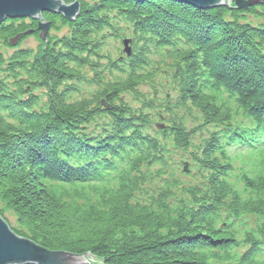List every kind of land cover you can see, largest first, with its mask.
Masks as SVG:
<instances>
[{
  "label": "trees",
  "instance_id": "16d2710c",
  "mask_svg": "<svg viewBox=\"0 0 264 264\" xmlns=\"http://www.w3.org/2000/svg\"><path fill=\"white\" fill-rule=\"evenodd\" d=\"M61 1L80 2L79 16L43 20L70 36L8 60L0 51V203L14 231L87 264H264V161L235 175L228 152L264 137V29L238 25L264 6ZM116 20L134 53L107 68L100 50L106 33L121 38ZM15 24L0 27L5 46L30 29ZM84 69L89 98L66 86Z\"/></svg>",
  "mask_w": 264,
  "mask_h": 264
},
{
  "label": "water",
  "instance_id": "95a60500",
  "mask_svg": "<svg viewBox=\"0 0 264 264\" xmlns=\"http://www.w3.org/2000/svg\"><path fill=\"white\" fill-rule=\"evenodd\" d=\"M132 2H145L147 0H127ZM172 1L183 5L192 6L198 10H212L219 7H230L233 0H156ZM239 9H248L252 3L245 0H236ZM81 5L76 2L67 7L61 0H0V26L8 20L26 19L37 20L41 37L45 40L50 24L43 20L44 12H53L62 15L68 21H74L79 15ZM75 16V17H74ZM38 29V30H39ZM28 30L10 41L15 45L19 38L26 34H33ZM130 42H125L126 53L130 56ZM90 256H75L64 252H51L28 238L19 236L10 224L0 215V264H87Z\"/></svg>",
  "mask_w": 264,
  "mask_h": 264
},
{
  "label": "rangeland",
  "instance_id": "374dc122",
  "mask_svg": "<svg viewBox=\"0 0 264 264\" xmlns=\"http://www.w3.org/2000/svg\"><path fill=\"white\" fill-rule=\"evenodd\" d=\"M147 1H149V0H147ZM235 1L236 0H233L230 7H226V8L236 10V11H240V12L241 11L248 12V11H250V9L255 7L256 10L258 11V13H262L263 9L260 7L257 8L256 6H264V0H245L247 2L252 3V5L248 9H239L236 6ZM82 2L85 3L86 5L87 4L90 5L94 1L93 0H82ZM174 3H176V2H174ZM72 5H74V4L73 3L70 5L66 4L67 7H71ZM203 11H209V10H203ZM79 12H81V9H79ZM242 18H243V23L238 24L241 27L253 26V28L257 29V30L259 28L264 29V18H257L256 16H252L250 14H246L245 16H242ZM227 20L231 21L230 18H227ZM32 21L36 22L37 20H32L30 18L16 19V20H10V21L8 20L4 24H6L8 22H15L16 23L15 26H16V28H18V26L21 27L20 25L23 22L24 25L26 26L25 28H28V29L30 28L29 30H31ZM116 21H117V25H118L117 26L118 30L124 31V32H122L121 38L120 37L115 38V37H113V35H109V37H108L107 33H106L105 34L106 40L103 41V44L101 45V50H100L101 60L100 59L99 60L101 61L103 66H105L107 68L109 67V65L112 61L117 62L120 59H124V58L126 59V57L129 58L134 53V49H133L134 44H132V42L129 43V45H128V48L131 49V55L130 56L126 53L127 47L124 45L125 42L131 41V35H132L131 32L132 31L129 30L128 28H126L129 26L125 22H123L121 20H116ZM4 24H2L0 27H2ZM38 29H39V25H38ZM70 30H71L70 27L68 25H65L61 21H57L54 25V28H52V26L50 25V28H49L48 32L46 33V40L49 42L48 46L53 45L52 41H54V39L59 40V39H62L64 37L70 36L71 35ZM38 31L40 32V35H41L42 29H39ZM96 37H98L97 39L100 41L102 34L100 36H96ZM43 43H45V40H43V42H41L36 37V35H34V33L33 34H26V35L21 36L15 45L10 44V46H5L2 42H0V51L2 54H4L6 60H8V58L10 56H12L14 53H16L17 51L22 50V49H26V50L28 49V50H32V51L36 52ZM13 46H15V47H13ZM157 58H159V57H157L156 55L151 57V59L153 61L156 60ZM102 70L104 71L103 68H102ZM79 72L81 75L80 78H78L75 81L68 82L66 84V86L68 88V91H71L73 88H76V89L78 88L80 90V92H82L84 94V96L82 98H89L90 94L92 95L97 89L88 84L89 78L83 80V77H87L88 75H90L89 70L84 69V70H80ZM69 97L71 100H79L81 98L77 94L70 95ZM126 100L130 103L132 102L130 97H127ZM220 100H222V96L220 97ZM131 105L133 107L137 106L134 103H132ZM107 119H108L107 117H103V119L97 118V122L99 124H101L104 121H106ZM98 123H94V124H92V126H88V131L85 133L88 137L92 138L93 134H99L100 133L99 128L96 129V127H97L96 124H98ZM209 131H212V129H209ZM204 133L205 134L202 135V137L197 135V138L198 139H201V138L207 139V137L209 136V132H204ZM177 154H179V153H177ZM0 211L3 212V216H4L3 218L10 224L11 228L13 230L17 229L19 225L17 223V219L15 218L13 212L7 210L1 203H0ZM19 236H21V235H19ZM21 237H23V236H21ZM29 240H31V239H29Z\"/></svg>",
  "mask_w": 264,
  "mask_h": 264
},
{
  "label": "bare ground",
  "instance_id": "6f19581e",
  "mask_svg": "<svg viewBox=\"0 0 264 264\" xmlns=\"http://www.w3.org/2000/svg\"><path fill=\"white\" fill-rule=\"evenodd\" d=\"M10 21V20H9ZM41 40L43 41L44 39L41 37ZM13 47H15V46H13Z\"/></svg>",
  "mask_w": 264,
  "mask_h": 264
}]
</instances>
